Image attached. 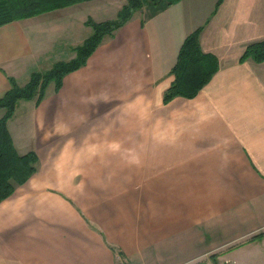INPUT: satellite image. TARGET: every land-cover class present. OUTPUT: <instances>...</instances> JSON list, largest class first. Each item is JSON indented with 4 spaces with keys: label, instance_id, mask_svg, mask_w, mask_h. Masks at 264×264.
<instances>
[{
    "label": "crops",
    "instance_id": "1",
    "mask_svg": "<svg viewBox=\"0 0 264 264\" xmlns=\"http://www.w3.org/2000/svg\"><path fill=\"white\" fill-rule=\"evenodd\" d=\"M125 1L1 25L0 93L73 57L87 17L114 18ZM215 3L137 9L57 90L18 100L7 128L38 160L0 200V264H264V59L239 60L264 38V0ZM200 25L218 68L193 97L164 102Z\"/></svg>",
    "mask_w": 264,
    "mask_h": 264
},
{
    "label": "trees",
    "instance_id": "2",
    "mask_svg": "<svg viewBox=\"0 0 264 264\" xmlns=\"http://www.w3.org/2000/svg\"><path fill=\"white\" fill-rule=\"evenodd\" d=\"M81 1L85 0H0V26L12 20L35 16ZM176 1L178 0H126L114 18L96 21L87 17L85 23L91 26L92 31L79 44L72 47L75 52L73 57L56 60L44 70L31 72L23 84L17 83L11 77L8 78V88L0 93V108L4 109L0 116V200L12 194L15 187L36 170L38 160L33 150L23 153L16 150L7 128V120L14 113L18 100L34 98L37 103L51 81L54 90H57L64 74L83 65L102 38L128 20L135 10L146 6L150 15ZM221 1L216 0L214 9ZM201 29L200 25L183 37L170 67L173 79L163 92L164 102L178 95L193 97L217 70L216 55L203 51L200 46ZM245 58H252L257 62L264 59V38L245 45L239 60Z\"/></svg>",
    "mask_w": 264,
    "mask_h": 264
},
{
    "label": "rangeland",
    "instance_id": "3",
    "mask_svg": "<svg viewBox=\"0 0 264 264\" xmlns=\"http://www.w3.org/2000/svg\"><path fill=\"white\" fill-rule=\"evenodd\" d=\"M102 1H106V0H102ZM108 1V0H107ZM110 2H114V1H118V0H109ZM120 1V0H119ZM115 5V4H114ZM116 7V6H115ZM115 7H113V9L112 10H114L115 9ZM145 7V9H147V7L146 6H144ZM112 10L111 9H109V13L107 12V13H105L103 16H113L114 15V13H112ZM148 10V9H147ZM115 12V11H114ZM52 84V81L50 82V85ZM3 111H4V109L3 108H0V116H1V114L3 113Z\"/></svg>",
    "mask_w": 264,
    "mask_h": 264
}]
</instances>
